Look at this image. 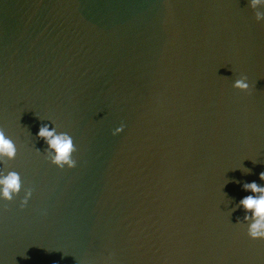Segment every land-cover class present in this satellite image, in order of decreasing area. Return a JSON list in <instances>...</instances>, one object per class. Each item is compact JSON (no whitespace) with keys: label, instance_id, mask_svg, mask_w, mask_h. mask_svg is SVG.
<instances>
[{"label":"water","instance_id":"water-1","mask_svg":"<svg viewBox=\"0 0 264 264\" xmlns=\"http://www.w3.org/2000/svg\"><path fill=\"white\" fill-rule=\"evenodd\" d=\"M256 11L0 0V130L16 148L0 172L21 183L0 201V264H264L239 205L245 184L264 187ZM45 125L72 138V169L50 162Z\"/></svg>","mask_w":264,"mask_h":264},{"label":"clouds","instance_id":"clouds-1","mask_svg":"<svg viewBox=\"0 0 264 264\" xmlns=\"http://www.w3.org/2000/svg\"><path fill=\"white\" fill-rule=\"evenodd\" d=\"M249 7L253 10L264 8V0H249ZM255 20L257 23L264 22V13L256 11ZM233 88L241 92L249 90V83L245 77L236 79L232 85ZM123 131V127L114 130L113 135H118ZM38 138L43 139L52 153L50 162L57 168L72 169L75 167V161L72 159L74 147L72 138L67 134H55L54 130H49L45 125L41 127L37 133ZM16 148L10 138H8L3 130H0V161L15 158ZM260 179L264 181V172L260 173ZM244 190L252 193L245 196L239 201L246 213L245 220L251 219V223L247 227V235L252 240H264V187L258 186L255 182L245 184ZM21 189L20 176L14 171H8L6 174L0 172V201L11 202L13 197L18 195ZM31 190L26 189L23 199L20 201V207H24L31 198ZM251 213V217L247 215Z\"/></svg>","mask_w":264,"mask_h":264}]
</instances>
